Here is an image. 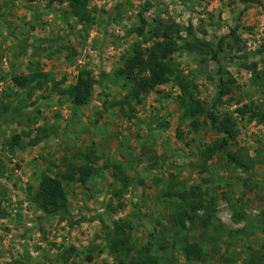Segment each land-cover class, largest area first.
I'll list each match as a JSON object with an SVG mask.
<instances>
[{"label": "rangeland", "instance_id": "obj_1", "mask_svg": "<svg viewBox=\"0 0 264 264\" xmlns=\"http://www.w3.org/2000/svg\"><path fill=\"white\" fill-rule=\"evenodd\" d=\"M88 5L97 8V22L86 34L74 17L67 19L66 3L0 0V99L15 106L10 120L0 123V264H11L26 248L47 264H114L104 234L118 219L134 244L151 245L159 264H264V123L235 111L248 104L264 112V0H90ZM142 18L146 27L140 35L134 28ZM170 20L191 25L214 46L222 42L218 63L184 48V30L172 57L209 110L219 88L218 69L224 68L232 91L214 110L237 117L239 132L228 150L254 162L248 171L219 152L204 160L201 149L224 135L206 123L197 131L191 127L175 80L159 85L141 104L120 103L128 89L115 77L117 66L134 43L153 30L161 35ZM35 48L41 54L35 55ZM37 62L60 87L75 83L80 68L90 69L97 80L90 101L74 106L51 89V81L25 90L15 86L12 75L30 73ZM252 63L256 68H248ZM16 134L22 135L20 143L11 147ZM87 161L100 171L85 184L65 183L67 218L48 216L30 203L27 188L42 172L58 176L69 163ZM170 189L201 204L190 209L194 228L188 220L179 234L174 207L164 196ZM185 235L204 244V260L184 256ZM71 247L76 249L62 257Z\"/></svg>", "mask_w": 264, "mask_h": 264}, {"label": "trees", "instance_id": "obj_2", "mask_svg": "<svg viewBox=\"0 0 264 264\" xmlns=\"http://www.w3.org/2000/svg\"><path fill=\"white\" fill-rule=\"evenodd\" d=\"M56 1L66 3L69 9L67 19L69 16L74 17L76 22L82 26V31L89 34L90 29L97 22V8L95 7L94 10L89 8L88 4L90 0H50L51 3ZM242 1L253 4L261 3V0ZM142 20L143 24L138 28H134V31H137L140 35L145 33L146 27L145 19L142 18ZM162 29L161 35L157 30H153L152 36L145 38L142 42L134 43L128 53L123 57L120 65L117 66L115 77L122 79L124 81V87L128 89L125 98L120 103L129 102L131 104V101H135L141 104L144 96L156 89L159 85L175 80L181 89L179 99L184 107L183 118L189 119L191 127L197 131L206 123L212 129L224 135L220 142L201 149L200 153L204 157V160L206 162L209 161L219 152L226 156L227 163L248 171L253 167L254 162L248 163L237 152L228 150V146L232 142H235L239 132L237 117L229 111L220 112L214 110L218 101L232 91V87L227 86V80L224 78V68L220 66L218 69L219 88L216 99H214L212 104L214 109L209 110L206 102L195 94L194 86L182 74L172 57V54L179 48V39H182L181 33L184 30L187 34L183 39L184 48L199 51L203 54L207 53L218 63L220 62L219 54L223 50L222 42L214 46L213 43L199 38L191 25L184 27L174 20H170L165 24L163 23ZM37 50L38 48H35V55L41 54V51L38 52ZM37 64L36 68L32 69L28 74L21 73L12 75L14 85L25 90L30 86L32 88L43 87L51 81V89L58 91L61 95H66L74 106H84L90 101L97 82L95 75L90 69L86 67L80 68L75 83L66 87H60V82L56 81L54 74L42 70L40 68V62H37ZM248 68H256V63H252ZM22 101L25 103L26 100L24 99ZM14 107L10 102H4L0 99V123L8 119L10 120ZM130 107L132 109V105ZM121 110L123 113L128 112L123 107ZM235 111L242 116L250 112V120L258 119L264 123V112L255 110L248 104H243ZM201 117L205 118L202 120ZM43 130L46 131L45 128ZM26 135H29V133H26ZM42 135L44 134L37 135L30 141V144H37L41 140ZM21 137V134L14 135L10 146L14 147L15 144H19ZM84 157L88 160L91 158V155L86 154ZM65 160L67 161V158ZM120 167V164H115V168L119 169ZM3 168L4 166L0 160V170ZM99 171V167L95 166L93 162L87 161L82 164L76 162L69 163L68 169L61 172L58 176L52 175L49 172H42L39 175L38 183L28 186L27 198L36 210L42 211L48 216H59L61 220H64L70 211V201L65 183L78 181L85 184L90 177L97 175ZM164 196H168L171 207H174L172 216L176 234L181 233L182 229L186 227L188 220L192 224L191 227L194 228V217L191 215L190 209L192 211L197 210L201 207V204L198 206L192 200L188 201L187 196L183 192L175 191L174 189L167 190ZM169 196L172 197L170 198ZM125 228L126 223L123 219L114 220L113 227L107 228L104 234L108 251L114 258V264H159L158 255L151 254V245L137 246L132 242L131 236ZM180 242L181 250L188 260L202 261L207 256L205 246L202 242H191L187 235L183 236ZM75 249V247H71L69 251L65 250L61 254L62 257L70 254ZM11 264L47 263L34 258L30 250L26 248L24 253Z\"/></svg>", "mask_w": 264, "mask_h": 264}, {"label": "crops", "instance_id": "obj_3", "mask_svg": "<svg viewBox=\"0 0 264 264\" xmlns=\"http://www.w3.org/2000/svg\"><path fill=\"white\" fill-rule=\"evenodd\" d=\"M36 240V239H35Z\"/></svg>", "mask_w": 264, "mask_h": 264}]
</instances>
